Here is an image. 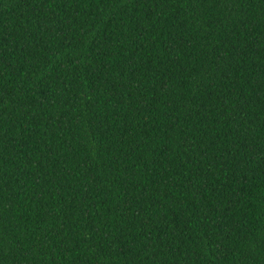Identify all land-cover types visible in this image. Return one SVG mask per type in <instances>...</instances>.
Listing matches in <instances>:
<instances>
[{"label": "trees", "instance_id": "1", "mask_svg": "<svg viewBox=\"0 0 264 264\" xmlns=\"http://www.w3.org/2000/svg\"><path fill=\"white\" fill-rule=\"evenodd\" d=\"M0 264H264V0H0Z\"/></svg>", "mask_w": 264, "mask_h": 264}]
</instances>
